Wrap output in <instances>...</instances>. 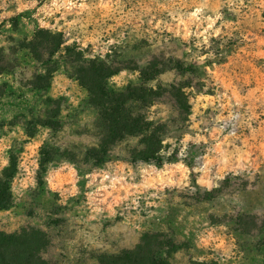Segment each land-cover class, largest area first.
Instances as JSON below:
<instances>
[{
  "label": "rangeland",
  "instance_id": "1",
  "mask_svg": "<svg viewBox=\"0 0 264 264\" xmlns=\"http://www.w3.org/2000/svg\"><path fill=\"white\" fill-rule=\"evenodd\" d=\"M91 60L117 71L111 92L163 93L128 106L165 124L180 160L133 161L139 136L87 158L102 136L80 79ZM0 192V264L36 249L44 264H99L146 232L181 246L172 264H264V0H0Z\"/></svg>",
  "mask_w": 264,
  "mask_h": 264
},
{
  "label": "trees",
  "instance_id": "2",
  "mask_svg": "<svg viewBox=\"0 0 264 264\" xmlns=\"http://www.w3.org/2000/svg\"><path fill=\"white\" fill-rule=\"evenodd\" d=\"M56 50H58V46L52 49V52ZM177 67L181 70L192 69L191 66L184 67L180 64ZM80 70L84 72L83 76L80 77L81 82L90 92L91 103L99 109L102 123V136L97 146L87 150L88 159L94 160L97 164L104 163L112 148L128 136L140 137V147L135 148L131 156L133 161L154 162L158 167H162L166 162L181 159L177 149L169 155L164 153L168 147L164 145L162 137L166 133L165 124L155 123L145 113L135 112L134 115L128 106L130 101L141 102L146 105L152 104L163 94L161 91L154 87L135 86L128 87L124 92H111L107 89L106 82L117 71L103 62L98 63L96 60H91L88 67H82ZM146 73L147 78L151 80L161 74L162 69L154 64L149 66ZM49 74L39 75L38 78L48 77ZM166 91L172 95L180 119L188 121L191 104L185 91L176 85H172V88ZM7 170L10 171V174L8 171L5 172V175L9 177L12 174V167H8ZM213 194V192H209L207 198L213 197ZM0 195H2L1 192ZM8 204V199L2 198L0 200V207H6ZM14 237L9 236L8 239ZM180 248L181 246L165 233L146 232L134 248L122 250L117 254L105 253L100 255L99 264H172L171 257ZM23 251L19 252L23 253ZM36 252L37 249L31 251L28 264H44L39 252ZM195 264L218 263L211 261Z\"/></svg>",
  "mask_w": 264,
  "mask_h": 264
}]
</instances>
